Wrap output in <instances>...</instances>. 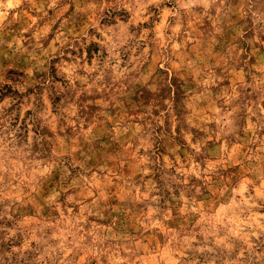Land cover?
Returning a JSON list of instances; mask_svg holds the SVG:
<instances>
[{
  "label": "rangeland",
  "instance_id": "rangeland-1",
  "mask_svg": "<svg viewBox=\"0 0 264 264\" xmlns=\"http://www.w3.org/2000/svg\"><path fill=\"white\" fill-rule=\"evenodd\" d=\"M51 3L0 21V264H264V0Z\"/></svg>",
  "mask_w": 264,
  "mask_h": 264
},
{
  "label": "clouds",
  "instance_id": "clouds-1",
  "mask_svg": "<svg viewBox=\"0 0 264 264\" xmlns=\"http://www.w3.org/2000/svg\"><path fill=\"white\" fill-rule=\"evenodd\" d=\"M22 2L23 0H0V21L8 15V10L19 8ZM57 2L58 0H52L49 7H55ZM150 2H158V0H150ZM178 2L181 3L182 7L198 5L208 9L216 3V0H188L187 5H184L182 0H178ZM3 108L4 105H0V114H2ZM10 121L11 117L8 118V121H0V124H4V127L0 128V172L7 171L9 165L14 166L15 161L12 157L18 155L17 149L15 148L17 142L16 131H18V129L10 131L7 127V124L10 123ZM9 136H11V139H9ZM9 145H12V147L9 148Z\"/></svg>",
  "mask_w": 264,
  "mask_h": 264
}]
</instances>
